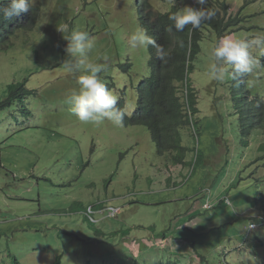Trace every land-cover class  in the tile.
<instances>
[{"label": "rangeland", "instance_id": "obj_1", "mask_svg": "<svg viewBox=\"0 0 264 264\" xmlns=\"http://www.w3.org/2000/svg\"><path fill=\"white\" fill-rule=\"evenodd\" d=\"M148 1L153 17L174 3L201 7L193 0ZM224 1L232 16L240 9L242 27L235 28V37L264 27V0ZM35 4L40 5L35 28L21 30L0 50V264H118L132 258L128 243L134 241L142 245L144 264H192L198 251L208 254L212 264H258L260 257L250 255L253 242L244 241L242 224L248 228V218L230 224L226 236L220 227L243 209L264 217V132L254 131L252 141L243 145L239 121L232 125L233 75L226 72L228 84L222 86L210 71L217 32L205 30L192 74L204 158L183 168L168 162L170 154L158 153L146 125L81 122L67 102L84 73L65 68V38L80 30L93 41L88 62L104 64L103 57H109L100 77L127 112L136 111L139 98L132 80L140 83L147 47L130 44L138 29L131 25L132 0ZM254 83L264 95L260 79ZM11 97L13 104L2 106ZM180 138L184 145H195L189 135ZM111 206L121 209L115 217L109 216ZM255 229L260 230L258 224L252 233ZM187 237L197 241V248ZM146 238L169 242L167 248L147 247ZM255 249L264 256L260 242Z\"/></svg>", "mask_w": 264, "mask_h": 264}, {"label": "trees", "instance_id": "obj_2", "mask_svg": "<svg viewBox=\"0 0 264 264\" xmlns=\"http://www.w3.org/2000/svg\"><path fill=\"white\" fill-rule=\"evenodd\" d=\"M9 4L10 0H0V50L7 49L10 46L12 37L21 30H33L40 12V5L34 4L28 12L4 18L3 10ZM132 4V26L145 29L148 35L155 40L156 45L160 48V52L158 54L157 47L149 45L147 47L146 69L142 74L140 83L136 86L134 80H132V88L137 92L139 98L138 104L134 106L136 111L129 113L125 108L124 102L118 103V107L127 113L124 123L128 126L141 124L149 127L160 155L168 151L171 154L176 152L177 154L174 156L175 162H182L186 165L194 164V162L198 164L202 162L204 153L201 150L200 142L201 130L199 124L201 119L198 115L200 113L198 90L194 86L192 74L197 69V59L202 51L200 43L203 35L201 28L207 25L202 24L198 29L194 30H191L190 25H187L183 31H177L174 27V22L169 19L171 15L177 12L176 8H173V12L161 13L158 17L154 16L153 18V7H149L150 3L148 0H132ZM204 22L213 28L220 27L219 33H225L228 29L227 25L224 26V20L220 16V13H216L212 19ZM229 22L234 23V25L238 23L233 17ZM170 27L173 29H170ZM161 56L163 59L160 58ZM121 66L124 71H127L124 68V64ZM225 67L226 72L233 75L234 69L232 66L226 65ZM256 69L259 70L258 67ZM261 70H264V68ZM255 73L256 71L254 70L252 74ZM245 76L241 75L239 79L232 77L229 83L231 89L228 100V103L234 109L231 114L239 116L238 119H234L232 125L234 126L236 121H239L243 145L252 141L254 131L261 130V132H264V95L261 102H254L251 96L250 98H246L245 94L251 95L260 90L255 88V86L251 88L249 85L250 80ZM111 80L113 81L112 77ZM260 81L264 84V72L261 74ZM113 84H115V81H113ZM220 84L226 86L228 83L221 80ZM122 92L126 98L128 94L127 89L124 88ZM214 100L217 103L219 98ZM6 104L12 105L13 97L3 103L2 106ZM187 105L192 111V118L187 112ZM254 105H256L255 112L261 114L262 119L256 120L254 118ZM220 117L224 118L225 115L220 114ZM192 120L194 121V126H191ZM258 125L260 128L257 127ZM181 126L184 128L183 133ZM192 128L195 129H193L194 134ZM181 133L182 135L194 136L195 145L191 147L187 144H182ZM190 153L193 155L188 158ZM246 212L247 209L241 210L240 215L235 221L228 222L229 226L227 222L220 226L221 228H226L225 236L231 229L230 224L241 222L245 218ZM249 220L251 218H248V222ZM254 220L264 224V219L262 218L257 217ZM244 225L242 224L243 227ZM187 239L190 240L192 238L187 237ZM244 241L249 243L247 240ZM192 242L193 246L197 248V241L192 239ZM128 246L131 253L135 251L134 256L130 259L131 262L128 264H144L138 244L132 242V245L128 243ZM193 258L197 264H209L212 262L209 255L204 252H196ZM126 261L127 259H123L122 262Z\"/></svg>", "mask_w": 264, "mask_h": 264}, {"label": "clouds", "instance_id": "obj_3", "mask_svg": "<svg viewBox=\"0 0 264 264\" xmlns=\"http://www.w3.org/2000/svg\"><path fill=\"white\" fill-rule=\"evenodd\" d=\"M193 1L201 5V7L194 8L192 6H185L184 8H181V5L175 4L173 1L170 2L169 0L163 1V3L164 2L174 3L173 5L169 6L168 11L164 12V14L168 12L169 13L173 12V8H176L177 12L171 15L169 19L174 22V27L177 31H183L187 25H190L191 30L198 29L202 24L207 25L201 28L203 35L202 40L205 39L206 35L204 32L207 28H211L217 32L218 35V39L216 41L217 45L213 51L215 62L211 65L210 68L211 75L214 79L223 80L226 75L225 66L231 65L232 68L234 69V73H233L234 79L235 78L239 79L241 75H246L245 77L249 78L250 80L249 81L250 87L253 88L255 86V88H257L254 83L255 79L261 80V74L264 72V70H261L262 68H264V34L260 32V30H263L264 27H259L257 31L249 30V33H247L249 34L248 36L239 39V37H235L233 34L236 32L235 30L236 27H242L238 25V23L240 22V15H238L240 9H238L236 12H233V16H232L228 12L229 5L226 1L224 2H220V0H193ZM35 2L36 0H10L9 6L3 10V16L4 18H10L13 15H19L22 12H28L34 6ZM219 3H221V5ZM216 13H220V16L224 20V26L227 25L228 27L225 33L218 32V30L221 29L220 27L213 28L210 25L208 26V24L204 22L212 19L216 15ZM232 17L236 21H238L236 25H234V23L229 22L230 20H232ZM170 29L173 28L170 27ZM233 30L235 31L233 32ZM231 34L234 37V40L223 41L225 40L223 38L228 37ZM65 39L68 41L67 47L65 49L67 53V58L64 61L65 68L69 73H73V74L80 72L84 73L80 75L78 79V83L80 85L79 90L78 91L73 90L67 99V102L72 106L71 110L73 114L76 115L81 122H85V123L92 122L99 124L104 120H108L116 125L123 124L127 113L122 108L118 107V97L114 95L113 91L106 86V84L100 77V73L106 70V64L107 61L109 60V57L107 55L103 57V60L105 62L104 64H93L88 62L89 54L93 49L94 45L92 38L89 36V33L87 31L73 30L70 33V35ZM130 44L132 47H145V48L151 45L157 47L158 54L160 52V48L156 45L155 40L151 36H149L147 31L143 28H138L135 32L131 34ZM160 58L163 59L162 56ZM256 67H258L259 70L256 69ZM254 70L256 71V73L252 74ZM256 75H258L259 77L256 78L255 77ZM256 93L251 95L247 93L245 94V96L246 98H250L251 96L254 102L257 101L261 102L263 95H261L260 91H256ZM237 100H239V98H237ZM255 111H256V105H254L253 108V116L256 120H259L260 118L262 119V115L256 113ZM187 112L189 116L192 118L193 117L192 111L190 110L188 105H187ZM231 116L234 117V119L237 118V115L234 116L231 114ZM191 126H194L193 120ZM199 126L201 130V121ZM193 129L194 128H192L194 134L195 129L194 130ZM192 138L194 140V136ZM167 153L170 154L171 157L168 162H172L174 166L183 167L184 165H186L183 164L182 162H175L174 156L177 154L176 152L171 154L168 151ZM167 153L165 152L164 155ZM190 157L191 155L188 156V158ZM223 200L225 201V199ZM209 202L210 201H207L205 202V204H208ZM111 207H107V209L109 210V216L115 217L121 212V209L119 207H116L120 209V212L113 216L110 214ZM90 208L94 212V207L91 206ZM204 209L207 210L206 207H204ZM245 217L251 218V220H249L248 222L249 223L248 228H246V225H244L243 227L245 233L244 240L247 241L250 240L253 242L252 253L250 255L253 256L258 255L261 259L260 262H258V264H264L263 253L261 255V252L259 253L258 249H255V245H258V242L261 243V246L264 249V231H263L264 224L254 220V218L257 217L262 219H264V217L262 214H260V216L257 215L255 216L249 211L246 212ZM91 218L92 220H94L93 217ZM256 223L259 225L260 230L255 229L252 233L251 227L253 228L256 227L257 226ZM258 231H260V234L256 236V233ZM146 239L147 241L145 243V246L147 247H153L155 245H158L162 248H167V244L169 242L168 240H163V239H158V240L148 239V238ZM141 247L142 245L140 246V252L142 251ZM238 249L239 248L235 247L233 250L232 249L230 250H232L233 254L236 255ZM226 250H227L226 246L222 247V253L225 255V262L227 261L228 254H230V253L227 254V252H225ZM132 252H133L132 256H134L135 251ZM195 255L196 252L194 254V257ZM241 256L242 255H239V257ZM130 262L131 261L129 259L128 262L126 261L118 264H128ZM192 264H194L193 261ZM229 264H244V263L231 261V263Z\"/></svg>", "mask_w": 264, "mask_h": 264}, {"label": "built area", "instance_id": "obj_4", "mask_svg": "<svg viewBox=\"0 0 264 264\" xmlns=\"http://www.w3.org/2000/svg\"><path fill=\"white\" fill-rule=\"evenodd\" d=\"M119 212H120L119 208H116V207H111L110 208V214L113 215V216L116 215Z\"/></svg>", "mask_w": 264, "mask_h": 264}]
</instances>
